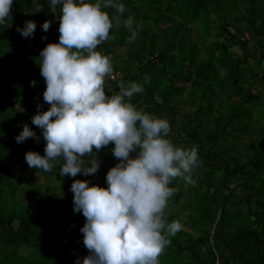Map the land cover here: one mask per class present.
I'll return each instance as SVG.
<instances>
[{"label":"trees","instance_id":"16d2710c","mask_svg":"<svg viewBox=\"0 0 264 264\" xmlns=\"http://www.w3.org/2000/svg\"><path fill=\"white\" fill-rule=\"evenodd\" d=\"M121 2L123 13L106 9L118 25L110 30L114 38L99 46L112 58L116 76L115 81L106 79V93L119 92L120 81L144 83L145 91L131 101L168 119L172 142L194 147L199 156L193 170L195 183L173 180L176 191L165 210L169 222L183 217L197 235L182 229L171 236L160 264H264V0ZM49 9L48 0H14L10 17L0 24V264H76L79 256L89 255L81 232L86 218L70 207L71 184L74 179H87L106 186L107 169H100L95 179L83 173L61 176V161L46 172L31 168L25 159L28 145L41 154L46 145L32 118L50 107L43 97L46 81L39 53L53 39L49 31L60 24V8L55 13ZM25 12L34 15L37 24L33 55L27 53L26 41L17 31L29 20L23 18ZM129 16L138 32L131 43L124 24ZM249 16L254 17L250 27ZM45 20L51 21L47 31L42 28ZM192 28L198 42L184 33ZM250 42L260 52L257 58L231 50L233 43ZM119 47L126 51L115 62L114 50ZM248 57L255 60L252 69ZM256 72L259 78L253 79ZM259 79L261 89L252 85ZM25 124L38 139L18 143L16 137ZM247 133L253 135L249 142L244 141ZM113 148L114 144L104 146L97 157L114 166L118 159ZM240 151L245 154L242 161ZM36 172L59 196H46L39 184L26 182ZM176 204L180 213L171 208ZM240 206L246 207L240 210ZM21 247L30 251L23 254Z\"/></svg>","mask_w":264,"mask_h":264},{"label":"clouds","instance_id":"9594fccd","mask_svg":"<svg viewBox=\"0 0 264 264\" xmlns=\"http://www.w3.org/2000/svg\"><path fill=\"white\" fill-rule=\"evenodd\" d=\"M50 11L60 8L59 40L39 53L41 75L46 81L44 101L50 104L32 118L46 141L44 154L29 150L25 159L34 169L50 172L61 161V176L95 174L101 161L97 153L114 144L118 163L106 174V186L74 179V211L82 212L81 228L89 255L76 264H160L170 237L182 230L165 215L176 188L173 180L195 183L196 149L178 146L169 138L168 119L139 109L131 98L145 91L144 83L120 81V91L106 93V79L113 78L112 58L99 46L113 39V18L106 10L125 11L121 0H48ZM14 0H0V24L11 15ZM42 4L38 5V11ZM129 43L138 35L132 16L124 21ZM51 21L45 20L47 31ZM37 24L27 20L17 31L33 36ZM145 83L148 77L144 78ZM31 83L35 85L36 81ZM37 138L24 125L18 143ZM87 158V159H86Z\"/></svg>","mask_w":264,"mask_h":264},{"label":"rangeland","instance_id":"374dc122","mask_svg":"<svg viewBox=\"0 0 264 264\" xmlns=\"http://www.w3.org/2000/svg\"><path fill=\"white\" fill-rule=\"evenodd\" d=\"M25 17H28L29 20H34V15H30L28 12H25V14L23 15V18H25ZM248 18H249L248 19L249 22L247 23V26L250 27L251 21L254 20V17L249 16ZM114 24L115 25H118V19H116L114 21ZM193 28L190 29V30L185 29L184 30V33L191 34L193 36V38L198 42L199 40H197L198 39L197 31L195 29H193ZM230 29H232V28L230 27ZM49 34H52V38H53L52 40H49V42H53V41L58 42L59 35H60V33H59V26H56L54 29L50 30L49 31ZM38 38H39V36L36 33H34V35L33 36H30V37H24V36H22V39L26 41V44H27V53L28 54L33 55V54H35L37 52L36 40ZM231 50L236 55H240V54L243 55V54H250V53H252L254 55V57H256V58L260 55L259 50L253 45L252 42H250L246 46H243V45H241L239 43H233V46L231 47ZM125 51H126V48L125 47H123V48L122 47L116 48L114 50V54H115L114 61L115 62L119 61V59L121 58V56L122 55L124 56ZM247 61L249 62V64H248L249 67L248 68L252 69V65L251 64L252 63H255V60L252 57H248L247 58ZM259 74L260 73H257V72L256 73H252L251 76H252L253 79H258L259 78ZM109 79L111 81H115L116 80V76H113V78H109ZM252 85H253V87L258 88V89H261V87L263 86V84L261 82V79H259V81L253 82ZM216 88H217L216 90L219 91L218 86H216ZM235 98H237V97H235ZM17 106L21 107V104L20 103H17ZM188 110H193V107L188 108ZM261 123L262 122H260V123H254V125H260ZM252 137H253V135H249V133H247L244 136V141L249 142L250 140H252ZM29 150L34 151V149L31 147V145H28L27 146L26 152L29 151ZM238 156H239V160H241V161L245 159V154L242 151H240V154H238ZM97 158L101 161V166H100L99 170L100 169H107V170H109L111 168V166H112L111 163L102 161L99 157H97ZM99 170L95 174H92L91 175V178H94V179L95 178H98L100 176ZM28 181L36 182V184H39L41 186V190L46 194V196H50V197H57V196H59V193L54 191V186L52 184L46 183L44 181V178L42 177L41 173H39V172L34 173L32 177H28L26 179V182H28ZM179 181L182 182L183 181L182 178H179ZM25 184H24V186H25ZM73 195H74V193L72 192L71 195H70V199H71V206L70 207L71 208L74 207V197H73ZM21 201L24 204L26 203V201H27V195L26 194L21 197ZM237 201H238V198H237V196H235L234 199H233V202L236 203ZM245 207L246 206H240V210H243ZM171 208L173 210H175V212H178V213L181 212L178 204L172 205ZM228 209L232 210L233 209V206L232 205H228ZM180 215H183V213L180 214ZM16 223H17V221L14 222L15 225H16ZM180 223L182 224V229L183 230L190 232L194 236L197 235V233L194 232L191 229L192 224L191 223L185 224L183 217L181 218ZM71 227H72L71 222H68L67 223V229L70 230ZM19 251L21 253H23V254H27L30 251V249L25 248V247H21L19 249ZM182 255L183 256H187L188 255V252H183ZM79 258H81V257L79 256ZM81 259H83V258H81Z\"/></svg>","mask_w":264,"mask_h":264},{"label":"water","instance_id":"95a60500","mask_svg":"<svg viewBox=\"0 0 264 264\" xmlns=\"http://www.w3.org/2000/svg\"><path fill=\"white\" fill-rule=\"evenodd\" d=\"M226 175H227V171L225 170V178H226Z\"/></svg>","mask_w":264,"mask_h":264}]
</instances>
